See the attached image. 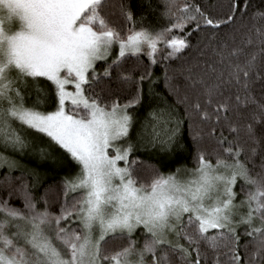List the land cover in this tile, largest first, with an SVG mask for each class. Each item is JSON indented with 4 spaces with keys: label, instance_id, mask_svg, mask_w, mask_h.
<instances>
[{
    "label": "snow or ice",
    "instance_id": "obj_1",
    "mask_svg": "<svg viewBox=\"0 0 264 264\" xmlns=\"http://www.w3.org/2000/svg\"><path fill=\"white\" fill-rule=\"evenodd\" d=\"M193 48L156 92L150 65ZM25 128L78 171L52 211L0 152V264H264V0H0V147L23 153ZM141 148L194 167L161 172Z\"/></svg>",
    "mask_w": 264,
    "mask_h": 264
},
{
    "label": "trees",
    "instance_id": "obj_2",
    "mask_svg": "<svg viewBox=\"0 0 264 264\" xmlns=\"http://www.w3.org/2000/svg\"><path fill=\"white\" fill-rule=\"evenodd\" d=\"M153 2L155 4L158 2V0H153ZM256 2H258V0H256ZM145 14L147 16L148 22L152 24L162 25L165 23L163 19L159 18L158 11L149 12L148 10L145 9ZM179 35H183V33H179ZM192 42L193 44L197 43L195 34L192 36ZM160 55L162 56L163 53H161ZM196 55H197V52L195 48H193L192 50L186 52L184 57L181 59H178V60L160 59L159 63L150 65V71L154 74L155 77H159V79L156 81V84L153 85V87L155 88V91L160 92L164 95H168V90L164 82V68L166 65L169 66V69H170L169 74L171 75L173 69L178 72L179 68L181 67V65L185 63L186 60H191ZM149 63L150 62H149L148 57L144 54H141L138 58L133 56L127 59L125 61L124 66L129 69L140 71V70H143L145 65H149ZM102 66H103V62L99 61L97 63V70L102 71L103 70ZM144 88H145V91H147V83L144 85ZM130 90H131L130 86H127V85L119 89V92L121 95V102H123V99L128 96ZM170 99H174V98L170 97ZM154 100L155 98H153V102ZM48 108L49 107L44 108L42 110H49ZM147 111H148L147 103L145 104V106L140 107L138 109L136 114L141 121L143 120L144 115L147 113ZM137 127H139V125H137ZM187 129H188V125L187 123H185L183 135L185 139L190 143L191 134L188 132ZM24 132L30 142V146L26 148L24 151H28V150L33 151L41 147L47 148L49 152L53 153L54 155H58L60 159L63 161L64 165H66V167H69L70 170H78V166L75 164V162L71 161L70 157H68V155L62 149H60L57 145L51 142L50 138H48L46 135H44L43 133H38L32 129H27V128H25ZM0 152H4L5 155L9 157H13L15 158V160H17V153L12 152L10 149L5 151L2 147H0ZM138 154L140 156V159L146 161L147 164L153 165L156 169H159L161 172H165V173L175 171L177 168L184 167V166L189 167V168L194 167V161L192 160V154L188 152H185L180 156H176L173 154H162L150 148L148 149L141 148ZM23 158L26 162L33 163L35 161L31 157L24 156ZM49 166L50 164H45L40 167H37L39 170L48 167V172L44 175L43 174L41 175L37 172L39 174V182L37 186L33 189V192H34V195H36L37 197H40L45 194L46 190H48L50 210L57 211L58 203H57V200L54 194L60 189L61 181L63 179V175L65 172L64 170H60V173L58 174L56 170L52 169V167H49ZM66 167H64V169ZM7 171H8L7 166L0 167V194H4V179H5V173H7ZM30 171L31 170L27 169L26 167L24 168L18 167L12 170L11 177H21L23 173L24 174L23 178L28 180L31 183L32 177L28 175ZM49 172H55L56 175L52 173V176H51L50 175L51 173L49 174ZM45 175H48V176H45ZM150 175H151V169L144 171L143 179L147 180L150 177ZM14 183H18V181H14ZM10 203L18 207L22 206V201L20 200L18 196H14L13 199L10 201Z\"/></svg>",
    "mask_w": 264,
    "mask_h": 264
},
{
    "label": "rangeland",
    "instance_id": "obj_3",
    "mask_svg": "<svg viewBox=\"0 0 264 264\" xmlns=\"http://www.w3.org/2000/svg\"><path fill=\"white\" fill-rule=\"evenodd\" d=\"M45 108H47V107H45ZM48 109L50 110L51 108H48ZM24 156L31 157L33 160L36 161V163H35V161L33 162L35 164L30 163V162H26L23 158ZM55 156L57 157V160L55 162H53L51 159H42L40 156V153L37 150H33V151L28 150V151H23V153H17V160L16 161L19 163V167H23V168L26 167L29 170H35L36 172H38L41 175L42 174L44 175L48 172V167L43 168L41 170H39L37 167H40V166L45 165V164H50L49 167H52V169L56 170V172H58V174L60 173V170H64L65 173H64L63 177L74 175L78 171V170H70L69 167H66V165H64L63 161L60 159V157L58 155H55ZM64 167H66V168L64 169ZM180 168H182V167H180ZM40 171H42V172H40ZM52 173H54L56 175L55 172H49V174L51 176H52ZM48 175H45V176H48Z\"/></svg>",
    "mask_w": 264,
    "mask_h": 264
}]
</instances>
